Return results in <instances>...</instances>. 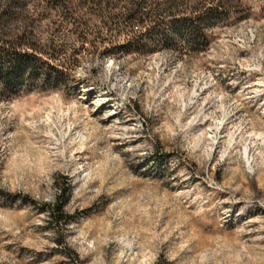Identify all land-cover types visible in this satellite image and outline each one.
Here are the masks:
<instances>
[{"label":"rangeland","instance_id":"1","mask_svg":"<svg viewBox=\"0 0 264 264\" xmlns=\"http://www.w3.org/2000/svg\"><path fill=\"white\" fill-rule=\"evenodd\" d=\"M241 1L202 36L97 0L35 18L67 66L0 68V264H264V0Z\"/></svg>","mask_w":264,"mask_h":264},{"label":"trees","instance_id":"2","mask_svg":"<svg viewBox=\"0 0 264 264\" xmlns=\"http://www.w3.org/2000/svg\"><path fill=\"white\" fill-rule=\"evenodd\" d=\"M72 2L73 0H0V68L10 66L5 80L7 85L18 82L23 71L33 69L37 63H42L55 72H59L58 67L67 66L65 58L68 50L64 46L43 44L42 36L45 32L37 29L35 18L49 20L58 8L70 9ZM77 2L80 7H85L86 0ZM181 2L182 7L179 5ZM236 10H243L241 0H97V18L119 21L123 24V29L133 31L135 27H144L149 22H156L164 27L178 19L193 26L192 20H196V27L192 28V32L200 36L203 34L199 30L200 24L209 15L215 13L227 16L229 12ZM61 18V23L67 21L66 17ZM141 50H146V47L142 46ZM123 51L122 47H111L105 49L104 54L115 58ZM192 51L202 52L205 47L198 46ZM77 63L76 59L72 66ZM2 96L0 93V99ZM64 205L65 201H60L51 208V214L57 222L69 219L63 211Z\"/></svg>","mask_w":264,"mask_h":264}]
</instances>
